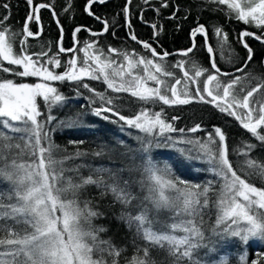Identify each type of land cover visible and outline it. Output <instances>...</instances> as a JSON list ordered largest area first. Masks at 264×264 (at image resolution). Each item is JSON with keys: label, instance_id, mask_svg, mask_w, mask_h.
I'll return each instance as SVG.
<instances>
[{"label": "snow or ice", "instance_id": "obj_1", "mask_svg": "<svg viewBox=\"0 0 264 264\" xmlns=\"http://www.w3.org/2000/svg\"><path fill=\"white\" fill-rule=\"evenodd\" d=\"M26 3L30 11L18 32L8 25L10 4H0L5 10L0 16V73L20 78L17 82L0 75V183L6 186L0 189V233L4 234L0 237V264H121V258L126 264H230L221 249L234 238L244 249L238 264H249V242L255 239L264 244V160L250 155L258 144L264 149V78L245 72L253 60V49L245 38L264 43V0H192L183 17L186 20L194 8L206 4L212 13H223L229 21L234 19L259 30L257 34L245 28L239 33L247 59L235 72L222 71L216 58L219 52L224 60L226 46L231 56L228 33L222 25L200 23L198 16L190 28L191 46L175 53L184 59L169 65L167 58L173 53L157 51L152 43L138 39L132 25L133 0H125L118 15L124 17L129 39L146 50L147 56L135 49L99 46L95 39L79 46L77 34L81 31L98 37L115 27V22L110 25L108 19L92 10L95 3L104 4L106 0H87L85 12L99 21L102 29L94 32L76 27L71 48L63 46V27L55 5L35 0ZM72 8V0H65L61 10L67 15ZM170 8L167 19L177 20L181 9L172 0H142L136 11L143 22L145 11L151 10L159 17ZM42 9L51 11L60 28L54 55L29 51L28 39L42 32ZM32 23L38 25L35 32L30 28ZM150 27L153 41L159 45L163 26L152 23ZM198 37L203 39L209 67L193 58ZM63 53L71 57L64 70L57 72ZM226 62L232 63L231 59ZM169 68L179 69L183 76L177 78ZM27 78H36V82H26ZM164 78H172L174 83ZM86 79L101 81L113 93H128L144 103L211 105L234 118L258 144L241 142L242 147L232 148V154L245 158L234 166L224 128L213 125L211 131H206L199 123L188 129L176 128L174 122L180 117L166 118L163 107L159 111L145 107L133 116H125L115 103L119 95L99 92ZM56 82L74 84L77 95H82L80 89L87 90L94 97L90 105H95L98 98L102 106L92 107V113L105 121L110 116L104 113L116 117L111 122H122L121 133L125 128L138 130L143 134L135 138L138 147L128 146L126 137L120 139L116 143L126 151L113 160L116 150L105 151L107 145L89 152L80 149L83 140H70L69 144L76 147L69 152L57 144L53 134L82 126L84 113L76 112L64 119L52 115L53 109L68 107L70 100L55 86ZM257 95L260 99H255ZM201 131L206 132L203 139L186 135ZM158 149L175 152L174 157L169 152L171 163L165 161L163 168L155 159L162 154ZM89 156H107V160L99 164L75 163ZM182 169L208 174L211 179L190 183L174 175ZM257 181L261 186H256ZM93 191L97 195L93 196ZM169 191L175 195H169ZM162 213H168L167 217L161 219ZM101 218L116 220L128 229L135 250L131 258L122 257L125 249L111 237L102 238L109 229L95 223ZM250 264H264V252H258Z\"/></svg>", "mask_w": 264, "mask_h": 264}, {"label": "trees", "instance_id": "obj_2", "mask_svg": "<svg viewBox=\"0 0 264 264\" xmlns=\"http://www.w3.org/2000/svg\"><path fill=\"white\" fill-rule=\"evenodd\" d=\"M8 2L10 4L11 19L8 21V25L12 27L15 31H20L24 24L25 18L29 13V5L26 3V0H0V4ZM35 2L42 3H53L58 13V18L61 26L63 27V46L65 48L73 47V31L78 26H83L84 28L91 29L94 32H99L102 29V24L94 19L93 16H90L85 12V7L87 0H72L73 8L72 12L69 14H64L61 10L62 6L65 4V0H35ZM174 5L180 6V13L177 20L167 19L168 15L172 9L163 10L162 15L159 17L156 13L151 10L145 11L143 13V22L139 18L140 14L136 11V8L141 5L142 0H133V18L132 25L133 29L141 41H147L153 44V47L157 48V51L167 50L169 52L184 50L191 46L190 40V28L195 26L197 16L199 17L200 23L208 24H217L222 25L225 32L228 33V44L231 47V56L229 51H224V60L220 59V53L217 52V63L221 67L222 71L235 72V69L243 65V61L247 59V51L239 42V33L245 28L249 31H255L259 34V30L253 26H246L242 22L238 23L234 19L229 21L223 13L216 12L212 13L208 10V6L205 4L201 8H194L192 15L188 16L185 20L183 19L185 13L188 11L192 0H172ZM125 4V0H106V3L99 4L95 3L93 5V12L96 15L101 16L102 19H108L110 25L115 22V27H110L108 33H105L102 36L91 37L88 31H81L77 34V39L82 42L85 40H98L99 46L112 45L118 49H126L131 51L135 49L141 55H148L147 51L142 49L140 45L136 42L129 39L128 29L125 25V20L123 15H118L121 13V9ZM158 6V4L156 5ZM5 14V10L0 8V16ZM40 23L42 25V32L39 37L29 38L28 45L30 52H49V55H54L58 51L57 42L60 40V28L55 23L50 10L42 9L40 12ZM157 23L158 25L163 26V31L158 36V42L153 41V29L150 27V24ZM179 23L180 28L177 30V24ZM30 28L33 32L37 31L38 25L36 23L30 24ZM115 32V36L112 35V32ZM23 37H18L21 39ZM245 40L249 46L253 49V60L249 63L248 67L245 69V72H251L255 76L264 78V43L255 40L252 37H246ZM211 43L215 47V38L211 39ZM162 46V47H160ZM177 53V52H175ZM170 55L167 58V63L169 65L175 64L177 61L184 59L183 57L176 55ZM80 55V53H78ZM191 55V54H190ZM71 54L63 53L60 54L61 67L56 69L57 72H62L64 70V65L68 59H70ZM195 60L203 67H209L208 55L206 49L203 47V39L197 38V50L193 57ZM231 59L232 63H227L226 61ZM7 66V62H4ZM15 67V66H13ZM186 69H189V66L186 65ZM170 71H175L176 77L181 78L183 76L182 71L179 69H171ZM192 74V72L190 71ZM237 75H243V73H236ZM6 78L16 79L17 82H20V78L14 77L10 74H2ZM169 83H174V79L167 78ZM35 78H27L26 82H34ZM92 87H94L99 92H105L109 96L119 95V100H116L115 103L119 106L121 114L125 116H133L135 113L141 111L143 108L147 107L151 111H159L161 107L164 108V115L166 118L170 119L172 116H179L180 119L174 122L176 128H191L195 124L199 123L202 125V128L206 131H211L213 125L220 126L224 128L228 134V143L230 150V159L233 161L234 166H237L238 163H242L245 159L244 157H237L235 154L231 153V149L240 145L243 146L241 142H250L258 144L255 138L251 137V134L246 130L242 129L237 121L232 117H227L226 114L220 113L219 110L215 109L211 105H206L203 103H193L189 105H177V106H167L162 105L161 103H144L138 99L131 97L128 93L115 94L111 90L106 88V85L101 81H88ZM256 82H253V86ZM56 87L62 92L65 96L70 97L68 102V107L63 110L53 109L52 115L60 119H64L68 115H75L76 112H83L84 115L81 120V125L78 126L74 131H62L53 134V139L55 142L62 147H67L69 152L75 150L74 145L69 144L70 140H83L84 144L80 145L82 151H99L101 146L107 145L104 149L108 151L109 148L115 149L116 152L113 153V160H116L117 154L119 152H124L126 149L122 146L117 145V141L122 138L126 139V144L132 148L138 147V142L136 141L137 135H143L136 129H127L125 128L124 132L121 133V124L122 122L113 123L111 121L117 120L116 117L111 116L109 113H104L105 115L110 116L109 121H105L102 117H96L92 113V107L102 106L99 99H96L95 105H90V99H93L91 93L87 90L80 89L82 95H77L76 86L68 82H56ZM255 99H260V96L257 95ZM81 105L84 107L81 108ZM169 135L173 137L179 136V133H170ZM189 138H201L203 139L206 135L205 131L197 133H186ZM183 147V145H181ZM157 151L162 154L155 156V159L158 161L160 168L164 167V162L169 160V152L172 153V156H175V152L172 149H158ZM253 158L259 157L261 160H264V149L258 147L250 153ZM107 156L102 158H93L85 157L82 160H77L75 163H92L99 164L101 161H106ZM175 166L173 165V169ZM86 174V169L83 170ZM174 175L179 177L182 180L189 181L190 183H203L207 179H211V176L205 173L196 172L192 170H180L175 171ZM256 186H261L257 181ZM6 186L0 183V189L5 188ZM139 191V189H137ZM169 195L174 196L175 193L172 191L168 192ZM92 195L95 196L97 193L92 192ZM168 213H162L161 219L166 218ZM208 219V217H206ZM212 220H214V215H212ZM170 222V221H169ZM211 223V221H209ZM95 223L98 226H103L109 229L106 235L102 234L103 239L112 238L114 243H117L118 247L124 248L125 251L122 253V257L131 258L134 254V248L131 245L132 236L129 233L128 229L122 226L118 221L111 220L109 221L106 218H101ZM3 233H0V237H3ZM244 249L239 246V242L235 240L225 245L221 252L227 255V258L230 261V264H238V256L242 254ZM247 254L249 264L251 259L256 258L258 252H264V244H261L259 241L253 239L249 242L247 246ZM203 251H201V256ZM121 264H126V262L121 258Z\"/></svg>", "mask_w": 264, "mask_h": 264}, {"label": "rangeland", "instance_id": "obj_3", "mask_svg": "<svg viewBox=\"0 0 264 264\" xmlns=\"http://www.w3.org/2000/svg\"><path fill=\"white\" fill-rule=\"evenodd\" d=\"M78 56H80L82 58L83 57V53H80V55L78 54ZM190 75H191V73H190ZM164 79H167V78H164ZM201 79H204V78L202 77ZM34 82H36V78H35ZM149 83H150V86H155L153 82H149ZM190 87H191V85H190ZM57 214H59V213H57Z\"/></svg>", "mask_w": 264, "mask_h": 264}, {"label": "water", "instance_id": "obj_4", "mask_svg": "<svg viewBox=\"0 0 264 264\" xmlns=\"http://www.w3.org/2000/svg\"><path fill=\"white\" fill-rule=\"evenodd\" d=\"M51 12V11H50ZM52 14V13H51ZM52 17H53V15H52ZM53 19H54V21H55V23L57 24V21H56V18H54L53 17ZM59 24H60V22H59ZM39 25H41V23L39 22ZM58 25V24H57ZM60 26H61V24H60ZM59 27V26H58ZM178 51H180V50H178ZM178 51H172V52H170V53H175V52H178Z\"/></svg>", "mask_w": 264, "mask_h": 264}, {"label": "flooded vegetation", "instance_id": "obj_5", "mask_svg": "<svg viewBox=\"0 0 264 264\" xmlns=\"http://www.w3.org/2000/svg\"><path fill=\"white\" fill-rule=\"evenodd\" d=\"M37 3H42V2H37Z\"/></svg>", "mask_w": 264, "mask_h": 264}, {"label": "bare ground", "instance_id": "obj_6", "mask_svg": "<svg viewBox=\"0 0 264 264\" xmlns=\"http://www.w3.org/2000/svg\"><path fill=\"white\" fill-rule=\"evenodd\" d=\"M29 11H30V7H29Z\"/></svg>", "mask_w": 264, "mask_h": 264}]
</instances>
